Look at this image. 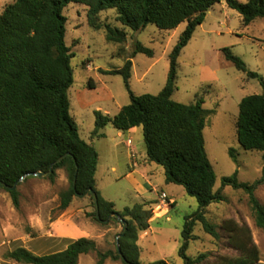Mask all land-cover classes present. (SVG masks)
<instances>
[{
    "label": "trees",
    "instance_id": "1",
    "mask_svg": "<svg viewBox=\"0 0 264 264\" xmlns=\"http://www.w3.org/2000/svg\"><path fill=\"white\" fill-rule=\"evenodd\" d=\"M223 1L243 17L245 27L264 19V0H15L6 6L0 15V186L4 187L3 182L13 187L23 178H32L29 176L32 173L49 172L55 164L49 179L55 181L58 170L65 169L70 181L69 189L61 194V210H67L75 197L90 195L94 201L92 191H95L100 215L94 201L92 216L98 223L107 225L105 221L113 213H119L129 223L125 235L118 239L121 251L118 247L116 251H101L95 240L79 238L71 240L65 250L46 255H36L19 247L8 254L10 259L18 264H79L83 255L96 253V264H107L109 259L124 264H144L139 234L150 229L153 207L148 209L150 202H143L118 212L115 204L101 195L96 181L99 152L82 138L71 115L69 91L75 83L72 66L75 54L66 41L68 18L64 14L71 3L88 7L89 24L96 30L103 27L101 14L110 10L117 12L118 22L135 32L144 31L149 25L162 31H174L187 23L170 55L167 83L158 95L139 96L132 91L133 58L127 59L121 69L106 71L124 77L131 103L115 116L95 111L92 135L104 137L102 131L109 125L120 131L142 128L149 162L165 169L167 184L183 186L187 194L197 200L199 208L186 218L182 231L183 244L178 254L183 264H203L207 260V253L196 257L188 254L198 222L208 234L220 238L217 226L208 220L206 212L212 204L226 200L222 190L228 186L249 193L257 225L264 229V204L255 196L264 177L250 185L240 182L237 171L233 176L224 177L222 189L216 192L217 177L204 136L209 114L204 108L206 101L199 98L194 104H183L173 99L178 89L182 51L208 13ZM105 28L109 42H126L124 29L109 24ZM222 52L239 71L264 85V78L252 72L230 48ZM139 53L154 56L153 50L141 43H137L135 55ZM239 109L236 123L239 144L247 151L264 153V92L244 97ZM230 154L236 159L233 150ZM7 191L18 208L20 192L18 189ZM112 220L122 223L118 218ZM222 229L239 254L219 256L214 264L260 262V251L249 227L228 219ZM149 264L168 263L160 260Z\"/></svg>",
    "mask_w": 264,
    "mask_h": 264
},
{
    "label": "rangeland",
    "instance_id": "2",
    "mask_svg": "<svg viewBox=\"0 0 264 264\" xmlns=\"http://www.w3.org/2000/svg\"><path fill=\"white\" fill-rule=\"evenodd\" d=\"M14 1L0 0V15ZM64 14L68 18L66 41L75 54L72 60L75 83L69 91L71 115L82 138L88 142L95 129V111L114 116L123 106L131 103L124 77L106 71L121 69L127 59L133 58L132 91L139 96L158 95L167 83L170 55L186 30L187 23H182L174 31H162L155 25H149L146 30L135 32L118 22L117 12L110 10L101 14L103 27L96 30L89 24L88 7L85 5L71 3ZM107 24L124 29L127 32L126 42H109L105 28ZM137 43L153 50L154 56L146 53L135 55ZM225 48H230L252 72L264 78V19H257L250 27H245L243 17L237 11L217 4L182 51L178 89L173 97L176 102L183 104H194L199 98L206 101L204 108L209 114L204 136L217 177L216 192L222 189V179L233 176L237 171L240 182L250 185L264 177V153L243 149L236 128L242 99L262 94L264 85L227 61L222 52ZM107 134L106 138L97 140L95 144L101 156L100 172H104V178L99 179L100 190L115 198L117 201L114 202L119 207L132 208L142 197L127 180L118 177L128 171L126 162L129 149L125 145L128 136H119V130L112 125L108 126ZM131 136L139 158H145L143 129L139 128ZM231 150L236 159L231 156ZM115 165L119 167L118 173L112 170ZM152 166L158 170L155 182L159 190L157 194L149 193L147 196L158 199L163 190L175 199V204L167 217L152 219V229L145 239L146 248L152 252L150 261L165 260L168 264H183L178 253L183 244L184 223L187 217L198 210L199 204L187 194L183 186L167 184L162 166L156 163ZM69 187L65 169L58 170L55 181L49 177L24 180L17 187L20 192V206L17 208L11 194L0 186V264H18L8 254L19 247L36 255L61 250L63 246L54 243L46 235L51 224L60 219L59 230H69L71 225L67 220L70 217L83 231L84 235H80V238L95 240L101 251H116L118 235L123 233L124 225L115 220L107 225L98 223L92 216L95 208L90 195L75 197L67 210H61V194ZM222 193L226 200L212 204L206 212L208 220L217 226L220 238L208 234L198 222L194 229L195 240L191 242L188 254L196 257L207 253V260L203 264H214L219 256H238V251L229 244L228 235L222 229L224 221L232 219L250 228L260 251L258 264H264V229L257 225L249 193L231 186L224 188ZM255 196L264 204V183L257 187ZM151 207L152 202L147 208ZM96 262L97 254L92 253L84 255L79 264ZM107 264L124 263L109 259Z\"/></svg>",
    "mask_w": 264,
    "mask_h": 264
},
{
    "label": "crops",
    "instance_id": "3",
    "mask_svg": "<svg viewBox=\"0 0 264 264\" xmlns=\"http://www.w3.org/2000/svg\"><path fill=\"white\" fill-rule=\"evenodd\" d=\"M220 4L222 6H226L227 7V3L225 1L221 2ZM212 10H214V8ZM110 116H112V115H110ZM138 130H139L138 127L132 128L129 131H120L119 130V136H124L125 134H127V136H128L125 145L129 149V152H128V157H127L128 158V162H126V166L128 168V171L122 172L121 174H119L118 177L127 180L134 187L135 191L137 193H139V195H141L142 198H141V200H139L138 203H143V202H153L154 203L156 201V198H151V195H149V196H147V195L149 193H156V194L158 193L159 189H158L157 184H156L157 182H155L156 179H157L158 170L155 169L152 166L153 163L149 162L148 156H147V151H146V157L145 158H143V159L139 158L138 153H137V148L134 147L133 139H132V136H131L132 134H135L136 132H138ZM102 133L104 134V137L99 138V137H93L92 136L88 142L95 146L97 140H101V139L106 138L107 135H108L107 134L108 133V126L102 131ZM130 141H131V144L129 143ZM96 149H97V147H96ZM98 152H99V150H98ZM99 155H100V153H99ZM100 161H101V156H100ZM112 170H113L114 173H118L119 172L118 165H115L112 168ZM100 178H101V180L104 178V172H102V173L100 172V162H99V167H98V171H97V174H96V181H97V189H98V191L101 193V195L107 201L113 202L115 204V209L118 212L124 211L126 208H131L129 206H125L124 208L119 207L118 204H116L114 202V201H117L115 198H113L109 194L106 195L103 191H101L100 187H99V179ZM168 185L171 186L172 184H168ZM144 197H148V198H144ZM170 197H172V196H170ZM173 200L175 202V199H173ZM61 221H62V219L52 223L51 224V228L49 230V233H47V235H46L50 240H53L54 243L58 242L59 245L63 246V248L61 250H58V251L65 250L71 240L79 239L81 237L80 235H84L83 231L74 222L72 217H70L67 220V223H69L71 225V227H72V228L70 227L69 230H59L58 225H59V223ZM152 222H153V220H151V223ZM151 229H152V227H150L149 230H147V231H145V232H143L141 234V236H140L141 238H140L139 243H138L140 248H141V258H142V260L144 262L145 261L152 262V261H150L152 252L146 248V240H145L146 239V235L150 234L149 232H150ZM80 261H81V259H80Z\"/></svg>",
    "mask_w": 264,
    "mask_h": 264
},
{
    "label": "water",
    "instance_id": "4",
    "mask_svg": "<svg viewBox=\"0 0 264 264\" xmlns=\"http://www.w3.org/2000/svg\"><path fill=\"white\" fill-rule=\"evenodd\" d=\"M64 159L61 158L59 161H62ZM54 167H55V164H53L51 166V169L49 172L47 173H44V172H37V173H32L30 174L29 176H32V177H39V178H47V177H50L53 172H54ZM25 178H23L21 181H24ZM1 184L7 188V189H10V190H15L17 189L19 183H17L15 186L13 187H10L8 185H6L5 183L1 182ZM92 195H93V198H94V201H95V204H96V209H97V213H98V216L100 215L99 214V211H100V206H99V198H98V195L95 191H92ZM113 218H118L119 220L122 221L123 225H124V231L123 233L118 237V239L122 236L125 235V233L127 232V229H128V226H129V223L127 220L123 219L122 216L119 214V213H113L112 215L109 216V218L105 221L106 223H109ZM118 248H119V251H121V247H120V243L118 241Z\"/></svg>",
    "mask_w": 264,
    "mask_h": 264
},
{
    "label": "built area",
    "instance_id": "5",
    "mask_svg": "<svg viewBox=\"0 0 264 264\" xmlns=\"http://www.w3.org/2000/svg\"><path fill=\"white\" fill-rule=\"evenodd\" d=\"M131 144V141L129 142ZM174 200L167 192L161 191L153 204V213L156 218H164L169 215L170 209L173 207Z\"/></svg>",
    "mask_w": 264,
    "mask_h": 264
}]
</instances>
